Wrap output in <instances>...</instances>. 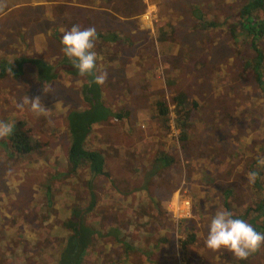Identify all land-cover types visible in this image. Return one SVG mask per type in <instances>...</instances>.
Wrapping results in <instances>:
<instances>
[{
  "label": "rangeland",
  "instance_id": "rangeland-1",
  "mask_svg": "<svg viewBox=\"0 0 264 264\" xmlns=\"http://www.w3.org/2000/svg\"><path fill=\"white\" fill-rule=\"evenodd\" d=\"M81 1L60 0V5L48 8H61L62 24L67 26L63 28L78 24L80 28H95L96 34L102 28L113 27L111 24L120 18L125 20V28L121 27L118 34L120 41L104 44L97 38L93 49L99 57L97 66L105 64L97 71L107 73V63L113 60L109 63L113 64L121 54L120 60L143 55L154 59L155 64L148 62L154 65L153 71L163 85L155 94L133 89V93L122 96L121 90L112 86L109 74L100 88L104 92L102 102L112 107L111 114L102 104L89 112H75V103L65 106L57 87L51 85L37 93L46 109L37 114L25 108L27 105L25 109L17 108V101L35 98L28 80L22 76L14 79L8 73L0 80V122H13L12 118H16L10 115H16L18 121L21 117L25 125L22 131L37 144L32 152L19 155L10 153L6 137L0 138V232L9 243L22 240L15 251L4 252L1 264H55L57 241L69 235L61 227L67 217L62 205L71 198L75 199L71 205L86 208L81 211L87 212L81 219L99 228L92 235L99 237V242L87 249L85 264H264V244L246 260H237L225 250L210 251L204 243L211 218L223 210V189L230 187L233 192L229 197L233 215L240 214L234 207L244 209L252 204L246 173L252 166L249 160L260 157L259 148L264 144V83L259 86L253 71L245 66L254 56L249 40L235 42L228 32L237 21L236 11L246 0H108L105 4L111 9L118 6L121 17L101 10L91 16L93 23L80 22L77 9ZM99 4L94 2V11ZM135 5L141 9L146 6L147 10L135 9ZM20 11L24 10L11 15L14 20L19 18L18 24L11 21L7 25L4 17L3 22L0 20V57L8 54L18 62L22 57L17 52L29 50L24 40L5 53L2 42L6 37L17 43L20 33L25 37L20 20L26 19ZM141 12L145 13L140 15ZM256 15L263 17L264 8ZM29 17L34 28L50 26L43 18L38 21L37 15ZM197 20L214 21L216 28L201 29ZM161 24L168 25L170 41L168 34L157 42ZM234 37L239 40L237 33ZM259 46L264 54V38ZM4 64L0 63V69ZM53 70L54 67L49 72ZM50 81L57 84V80ZM84 86L86 83L82 89ZM177 93L185 95L188 112V126L184 129L188 140L183 147L174 126L172 98ZM158 100L167 108L163 121L156 116L154 102ZM79 106L82 110L88 108L86 101L79 100ZM116 113L122 118H112ZM67 114H79L90 125V135L82 146L105 160L107 179L92 173L88 176L85 162L75 172L94 187L90 211L84 182L78 184L73 178L68 184L64 178L50 179L69 170ZM91 115L93 120L86 121ZM125 124L134 129L125 132ZM159 156H171L175 163L157 167L155 160ZM46 185H51L50 194L56 197L44 206ZM52 195L50 198H54ZM183 222L182 230L186 232L181 234L179 226ZM117 230L122 234L118 235ZM185 234L194 235V241L182 248L180 241ZM0 241L5 245L6 241Z\"/></svg>",
  "mask_w": 264,
  "mask_h": 264
},
{
  "label": "trees",
  "instance_id": "trees-1",
  "mask_svg": "<svg viewBox=\"0 0 264 264\" xmlns=\"http://www.w3.org/2000/svg\"><path fill=\"white\" fill-rule=\"evenodd\" d=\"M128 7H131V4L127 5ZM264 8V0H246L240 4V7L236 11V19L237 21L235 24L228 30L229 35L232 37V39L235 40V42H242L249 40V46L250 49L253 51L254 56L252 57V60H250L249 63H246V67H249L254 75L256 83L261 86L264 83V80L262 79L264 76V66H263V51L261 50L259 44L260 41L264 38V16L258 17L256 14L260 12ZM198 21V27L204 30L208 29H214L216 28V22L214 21H208L205 22L204 20H197ZM168 26H163L162 29L160 28L158 32L159 38H157V42L161 41L166 38V36L169 34V41L171 40V31L168 30ZM235 33L238 34L239 40H236L234 35ZM98 39H107L111 43L117 42V38L112 33H106V34H97ZM97 41V39H96ZM95 41V42H96ZM22 62H16V71L19 72V64ZM22 65V64H21ZM6 67V65H5ZM5 67H2L0 69V79H3V77L6 74ZM77 71L76 68L71 67ZM78 72V71H77ZM92 74H89L88 77V83L89 88L95 89V83L92 81ZM98 87V86H97ZM262 90V89H261ZM173 102V113L175 115V122L174 126L179 131V142L184 146L185 142L188 140L186 139V132L185 128L188 126V112L185 108V95L183 93H177L172 98ZM155 110H156V116L164 120V117L167 114V108L163 101H157L155 103ZM89 112V111H88ZM76 121L81 122L83 119V126L86 127L84 118H81L80 115L76 117ZM68 124V131L70 133V145L68 154L66 156V163L69 168V170L66 173H63L61 175H53L50 179L56 180L59 178L58 181H62L63 178L68 181V184L75 178L76 183L80 184L84 182V188L85 191L88 194L89 201V208L87 211H90L93 208L94 204V187L90 184L89 180H85L83 176L75 174V172L78 170L82 162L87 163L88 165V176H91V173L94 174V176H100L102 175L106 179L108 178L107 173L103 171V163L105 160L103 157L94 151H85L81 143L87 133V130L84 128H79L81 138L78 137L76 134L78 133L77 128L73 126L72 119L69 117L67 119ZM77 132V133H76ZM7 142L9 143L8 150L10 153H17L19 155L21 154H27L32 152L37 147L36 141L33 138V141L26 135L24 131H22V127L19 126L16 128L12 125V131L9 135L6 136ZM260 149V157L253 158L250 164L252 166L249 168L250 172L254 171V168H257L259 170H255L258 173V178L254 183L250 184V195L253 200L251 205L246 206V208L242 209L239 206L234 207L237 209L235 212H239L240 214H234L233 218H239L247 223L251 224L253 228L259 232L264 233V164L259 165V158L261 159L264 157V144L259 148ZM157 162V165L160 167H168L175 163L174 158L171 156H160L155 160ZM84 181H82L81 179ZM110 182H113L112 179L109 180ZM235 183H233V186ZM51 185H46L43 189V195H46L44 206L49 205V200L55 199L56 196L50 194V188ZM49 195V196H48ZM50 195L54 196V198H50ZM233 195V192H231L230 187L224 191L222 194V201L221 205L223 210L229 211V197ZM75 200L74 198L69 199V203L67 201L63 203L62 207H64V210L62 209L63 213H66L67 217L66 219L61 222V227L65 231L69 232V235H64L63 237L60 236L57 241V247L59 250L57 252V257L55 264H85L83 258L86 254L87 249L89 246L94 243L95 241L99 242V237L92 236L94 232H99V228L95 226L88 225V223L85 222V220H82L81 218L85 215L81 214V211H86V208H79L76 207V205H71V201ZM80 201V199H77ZM65 205V206H64ZM253 208H250V207ZM41 210H43L41 208ZM13 223V222H12ZM184 225V222L182 225L179 226L180 233L183 234L186 231L182 230ZM51 232V231H50ZM109 233V232H108ZM106 233V235H108ZM118 235H121L122 232L116 231ZM113 238L118 240L117 237ZM17 238H15L16 240ZM45 239V238H44ZM0 240L6 241L5 245H0V264L1 261L4 260V252L9 251H15L16 247H19L21 244V241L14 244V242H8L6 239V236L0 232ZM64 241V242H63ZM194 241V235L192 234H185L180 241V246L183 248L187 244H191ZM1 242V241H0ZM188 246V245H187ZM23 247V246H22ZM21 247V248H22ZM126 250H129L130 248L125 247ZM151 262V261H149ZM153 263V262H151Z\"/></svg>",
  "mask_w": 264,
  "mask_h": 264
},
{
  "label": "crops",
  "instance_id": "crops-1",
  "mask_svg": "<svg viewBox=\"0 0 264 264\" xmlns=\"http://www.w3.org/2000/svg\"><path fill=\"white\" fill-rule=\"evenodd\" d=\"M20 1L21 0H0V20L2 22H3L2 17H4L6 18L7 25H10L14 21H17L18 24L19 18L17 17V19L14 20L15 18L11 17V15L12 14L14 15L16 12H18L21 9L24 11H20L19 13L22 16H25L26 19V20H20V24L23 28V31L26 32L25 37L23 33H20L18 35L20 37H18L16 40L17 43H15V41L9 42L10 39L6 37L3 38V42H2L3 53H5L8 48L18 47V44H22L21 39L24 40L25 45H27V47L29 48V50L27 51L25 50V53L19 54V51L17 52L18 56L22 57L20 61L22 62L21 64L23 65V67H19V72H14L16 71V62L18 63V61L10 59L11 55L7 54L5 55L6 57L5 56L0 57V63H5L4 67L6 65L5 67L6 74L7 73L11 74L14 77V79L22 76L23 78L28 80L27 85L30 88V91L34 90L35 98L37 97V93H40L42 90H46V88L52 85L53 87L56 86L57 89L59 90V96L61 97V99H64L65 106L70 105V103H75V110H74L75 112H80V111L88 112L92 108H95L99 104H102V106L105 107L107 113L110 112L111 114L110 110L112 109V107L107 106L105 103L102 102V96L104 95V92L102 91V86L100 88V85L95 84L96 85L95 89L91 87L89 88L88 77H87L88 75L84 77L79 76L78 72L75 69L71 68L73 67V64L61 52L60 41L62 39L63 32L65 30H69V28H63L67 26L65 24H62V13H60L61 8L58 7L53 9L48 8L49 5H55V4L60 5L61 4L60 0H22L21 2ZM94 2H98V4L100 2V4H102V6H99L100 4L96 5L98 6L97 7L98 9L95 11H94V7H95ZM105 2H108V0H99V1L82 0L81 3L78 5V9H77L78 11L77 14L81 19L80 22L93 23L91 20V16L93 15L94 12L99 13L101 10H103L104 14L111 13L112 15L118 18V16H120L119 15L120 11L116 10L118 6L117 8L111 9L109 8L108 5L105 4ZM8 4L10 5L9 9L7 8ZM44 8L46 9V11H44ZM134 8L138 10L141 9V7H139L138 5H135ZM146 10H147L146 6L143 9H141V11H146ZM144 13L145 12H141L140 15H143ZM30 15L32 16L37 15L38 17H40L38 21H40L43 18V21L46 23L48 22L49 23L48 25L50 26L48 28L46 26H44L43 28H39L38 26L37 28H34L32 25H30L31 23L29 17ZM7 16H10L9 20ZM122 20L123 18H120L119 20H117V22L111 24L113 27H106L104 30L102 28L99 34L112 33L113 35L116 36L117 40L120 41L121 39L118 36V34H120L119 30L121 27L125 28V24H123L125 20H123L121 24L119 22ZM73 25H78V24H72V26ZM90 25L85 24V26L87 27H89ZM156 26H155V31H156ZM163 26H168V25L161 24L159 28ZM81 29H85V28H81ZM4 30L2 29L3 34L5 33ZM103 40H101L100 43L106 44L105 42L108 41L107 39H103ZM48 54H49V58H45V55ZM3 57L5 58L2 59ZM121 57L122 54L117 56V58L114 59L113 64H109L113 60L109 61L106 65V68L108 69L105 71H107V76L109 74L112 75L111 77H109L112 82L111 84L112 86L116 87L118 91L121 90V92L123 93L122 96L133 93L134 92L132 91L133 89H136V91L148 90L154 92V94L157 93L156 91L158 92L161 91L160 88L161 85L163 84H159V80L157 79L156 73L153 71L154 65L148 62L149 60L150 62L154 63V59H145L143 55H141L140 58H138L137 56H133L131 58L124 57L123 59L120 60ZM129 59H131V61H129ZM156 60L157 57L155 58V61ZM104 66L105 64H100L99 66H97L96 69L94 70V74H97V72H99L97 71L98 68ZM52 67H54L55 70L49 72V70ZM94 74L91 75L93 82H94ZM65 78L70 80L68 81L69 83H64L63 80ZM51 79L57 80V84L50 81ZM85 83L86 86H84V89H82L81 86ZM167 84L169 87V82H167ZM41 85H43L44 87ZM100 93H101V97H100ZM79 100L86 101L88 104V108H85L83 110L80 109ZM20 101L22 100L17 101V103H19ZM156 102L157 101L154 102V105ZM54 105L56 106V108H60V105L58 103H55ZM25 108H29V107L27 106ZM7 115L9 116V114ZM78 115L79 114H67L64 116L67 119L69 117L72 119L73 126L78 130V133L76 132L77 133L76 135L77 136L79 135L78 137L81 138L79 128H83V123L76 121L77 119L76 117ZM12 116H15L16 119H13ZM10 117L13 120V122H9L11 125L15 126L16 128L21 126L22 130L25 129L24 121L21 117L19 121L16 115H10ZM115 117L117 119H121L122 114L116 113L112 118ZM85 120L92 121L93 120L92 115L87 116ZM66 125H67V134L69 135L67 122ZM85 125L87 128L86 129L87 133L81 143V146L87 140V137L90 135V130H89L90 125L89 124H85ZM124 127H126L125 132L129 131V129H134V127L126 124L124 125ZM60 128L63 129V126H60ZM30 139L32 140V138ZM69 145H70V138L68 139V147ZM36 151L39 152V150ZM157 167L160 166L157 165Z\"/></svg>",
  "mask_w": 264,
  "mask_h": 264
},
{
  "label": "clouds",
  "instance_id": "clouds-1",
  "mask_svg": "<svg viewBox=\"0 0 264 264\" xmlns=\"http://www.w3.org/2000/svg\"><path fill=\"white\" fill-rule=\"evenodd\" d=\"M96 39L97 34L93 27L81 29L80 26L73 25L63 32L60 41L61 52L73 64L81 77L94 74L97 67L99 57L93 50ZM106 78V72L94 74V83L103 85ZM25 105L37 114L46 111L38 97L23 99L17 104V108L23 109ZM11 131V124L0 122V138L9 135ZM260 163L264 164V157L260 159ZM246 178L249 183H254L258 178V173L248 172ZM204 243L206 248L212 252L225 250L237 260H246L264 244V233L257 232L251 224L242 219L233 218L232 212L218 210L210 220Z\"/></svg>",
  "mask_w": 264,
  "mask_h": 264
},
{
  "label": "flooded vegetation",
  "instance_id": "flooded-vegetation-1",
  "mask_svg": "<svg viewBox=\"0 0 264 264\" xmlns=\"http://www.w3.org/2000/svg\"><path fill=\"white\" fill-rule=\"evenodd\" d=\"M69 149V147L67 148V150Z\"/></svg>",
  "mask_w": 264,
  "mask_h": 264
},
{
  "label": "built area",
  "instance_id": "built-area-1",
  "mask_svg": "<svg viewBox=\"0 0 264 264\" xmlns=\"http://www.w3.org/2000/svg\"><path fill=\"white\" fill-rule=\"evenodd\" d=\"M186 209V208H185Z\"/></svg>",
  "mask_w": 264,
  "mask_h": 264
}]
</instances>
